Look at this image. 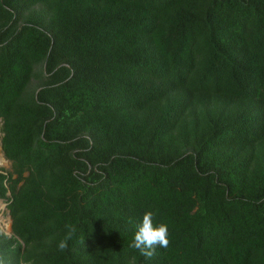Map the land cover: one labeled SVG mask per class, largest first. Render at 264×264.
<instances>
[{
    "label": "trees",
    "instance_id": "obj_1",
    "mask_svg": "<svg viewBox=\"0 0 264 264\" xmlns=\"http://www.w3.org/2000/svg\"><path fill=\"white\" fill-rule=\"evenodd\" d=\"M0 146L12 264H264V0H0Z\"/></svg>",
    "mask_w": 264,
    "mask_h": 264
},
{
    "label": "clouds",
    "instance_id": "obj_2",
    "mask_svg": "<svg viewBox=\"0 0 264 264\" xmlns=\"http://www.w3.org/2000/svg\"><path fill=\"white\" fill-rule=\"evenodd\" d=\"M67 232L63 239L58 243L60 251L68 248L70 241L77 232L76 226L72 224L65 225ZM134 233L133 242L129 247L136 249L146 259H152L156 255V249L167 248L170 244L168 225L164 222L156 221V213L148 210L145 211L142 221L137 224ZM0 264H12L11 260L6 257L3 251H0ZM20 264H24L21 260Z\"/></svg>",
    "mask_w": 264,
    "mask_h": 264
},
{
    "label": "rangeland",
    "instance_id": "obj_3",
    "mask_svg": "<svg viewBox=\"0 0 264 264\" xmlns=\"http://www.w3.org/2000/svg\"><path fill=\"white\" fill-rule=\"evenodd\" d=\"M0 167L4 170H9L11 167V162L5 158L1 146H0ZM10 224L11 219L9 217L8 211L6 210V205L3 200L0 199V229L5 234H10Z\"/></svg>",
    "mask_w": 264,
    "mask_h": 264
}]
</instances>
